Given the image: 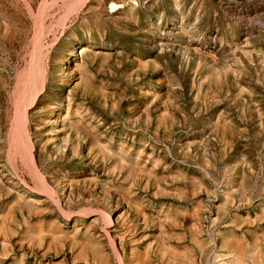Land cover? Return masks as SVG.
Segmentation results:
<instances>
[{
    "label": "rangeland",
    "instance_id": "rangeland-1",
    "mask_svg": "<svg viewBox=\"0 0 264 264\" xmlns=\"http://www.w3.org/2000/svg\"><path fill=\"white\" fill-rule=\"evenodd\" d=\"M238 258L264 264V0H0V264Z\"/></svg>",
    "mask_w": 264,
    "mask_h": 264
},
{
    "label": "bare ground",
    "instance_id": "bare-ground-1",
    "mask_svg": "<svg viewBox=\"0 0 264 264\" xmlns=\"http://www.w3.org/2000/svg\"><path fill=\"white\" fill-rule=\"evenodd\" d=\"M78 1V0H77ZM74 3V2H73ZM71 4V3H70ZM69 6V5H68ZM43 7V6H42ZM80 8V7H79ZM71 10V9H70ZM40 46V45H39ZM74 50V49H73ZM33 51V50H32ZM41 54V53H40ZM42 55V54H41ZM40 55V56H41ZM35 57V56H34ZM36 58V57H35ZM34 58V59H35ZM68 58H69V56L68 55H66V56H64V57H62V59L60 60V62H58L59 63V67H60V70H63V68L66 66V62H67V60H68ZM32 63V62H31ZM32 67V66H31ZM30 67V68H31ZM35 71H37L36 69H35ZM39 71V70H38ZM43 72V71H42ZM28 74V73H27ZM29 76V75H28ZM27 76V77H28ZM34 77V76H33ZM66 78V77H65ZM27 79V78H26ZM38 79V78H37ZM34 80V79H33ZM28 81V80H27ZM36 81H38V80H36ZM33 82V81H32ZM31 84V83H30ZM34 83H32V85H33ZM29 86H31V85H29ZM36 86V85H35ZM30 89V88H29ZM36 93V92H35ZM39 93V92H38ZM29 94H31V93H28V97H29ZM37 95V94H36ZM29 99V98H28ZM26 111V110H25ZM27 118V117H26ZM20 121V120H19ZM26 124V123H25ZM28 127V126H27ZM21 132V131H20ZM21 134V133H20ZM29 136V135H28ZM68 142V141H67ZM20 146V145H19ZM23 148V147H22ZM21 148V149H22ZM33 154V153H32ZM29 162V161H28ZM33 172V171H32ZM36 174V173H35ZM40 174V173H39ZM42 177V176H41ZM41 179V178H40ZM42 181H43V179H42ZM44 184V183H43ZM100 217V216H99ZM107 225V224H106ZM107 235V234H106ZM260 263V262H259ZM235 264H243V262L238 258L236 261H235Z\"/></svg>",
    "mask_w": 264,
    "mask_h": 264
}]
</instances>
